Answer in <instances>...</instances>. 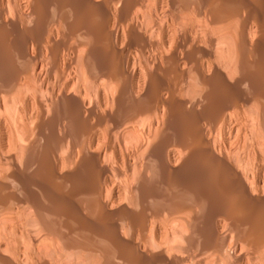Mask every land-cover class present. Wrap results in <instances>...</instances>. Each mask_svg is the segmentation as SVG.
<instances>
[{
	"label": "bare ground",
	"instance_id": "1",
	"mask_svg": "<svg viewBox=\"0 0 264 264\" xmlns=\"http://www.w3.org/2000/svg\"><path fill=\"white\" fill-rule=\"evenodd\" d=\"M0 264H264V0H0Z\"/></svg>",
	"mask_w": 264,
	"mask_h": 264
}]
</instances>
